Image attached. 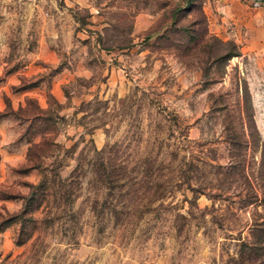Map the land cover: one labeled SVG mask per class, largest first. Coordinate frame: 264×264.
<instances>
[{"label": "rangeland", "instance_id": "obj_1", "mask_svg": "<svg viewBox=\"0 0 264 264\" xmlns=\"http://www.w3.org/2000/svg\"><path fill=\"white\" fill-rule=\"evenodd\" d=\"M0 264H264V0H0Z\"/></svg>", "mask_w": 264, "mask_h": 264}, {"label": "trees", "instance_id": "obj_2", "mask_svg": "<svg viewBox=\"0 0 264 264\" xmlns=\"http://www.w3.org/2000/svg\"><path fill=\"white\" fill-rule=\"evenodd\" d=\"M232 54H237V52H232V51H229V52H227L225 55H226V58H228V56H230V55H232ZM39 148V146H38V144L37 143H35V144H33L32 146H31V157H35V156H38L39 154V152H37V150H38V148ZM35 148H37V149H35ZM38 164H39V162L37 163V166H38ZM35 167H36V165H34ZM40 185V183L37 185V186H39ZM28 203V200L26 201V204Z\"/></svg>", "mask_w": 264, "mask_h": 264}]
</instances>
